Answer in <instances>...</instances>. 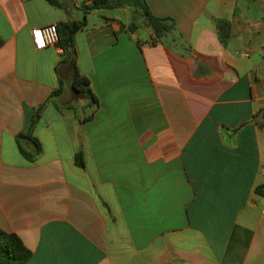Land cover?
Wrapping results in <instances>:
<instances>
[{
	"label": "crops",
	"instance_id": "obj_1",
	"mask_svg": "<svg viewBox=\"0 0 264 264\" xmlns=\"http://www.w3.org/2000/svg\"><path fill=\"white\" fill-rule=\"evenodd\" d=\"M55 1L0 0V229L28 264H264V0H146L166 45L130 7ZM84 17L75 66L35 49Z\"/></svg>",
	"mask_w": 264,
	"mask_h": 264
},
{
	"label": "trees",
	"instance_id": "obj_2",
	"mask_svg": "<svg viewBox=\"0 0 264 264\" xmlns=\"http://www.w3.org/2000/svg\"><path fill=\"white\" fill-rule=\"evenodd\" d=\"M51 3L56 4L55 0H49ZM125 7L134 9L139 15H141L146 25L152 30L154 38L153 44H163L166 42L178 43L184 40L183 35L178 30L177 24L174 19L166 17L159 18L152 14L150 7L146 0H94L87 8L88 11L92 10H116ZM218 28L220 30V41L226 44L223 32L225 27L229 25L226 20H217ZM87 25V20L84 17L83 20L78 22H70L58 28L59 40L57 45L64 50L68 59L73 60L75 55L74 38L75 34L84 29ZM137 25L134 23L131 25V30L134 31ZM2 41L0 40V46ZM75 66V61L73 60ZM60 88L54 92V95H58L62 91L63 83L60 81ZM72 89L78 97H82L89 101L88 108H93L98 105V100L91 89L90 80L82 76L75 67V75L72 81ZM43 108L40 107L39 110ZM38 110V112H39ZM36 146L33 155L26 154L22 151L23 155L28 160H34L41 153V145L38 140L28 137ZM76 164L80 168H85L83 156L81 152L77 153ZM256 193L264 197V184L256 188ZM32 257L31 251L25 246L22 239L14 234L8 233L0 229V264H28Z\"/></svg>",
	"mask_w": 264,
	"mask_h": 264
},
{
	"label": "built area",
	"instance_id": "obj_3",
	"mask_svg": "<svg viewBox=\"0 0 264 264\" xmlns=\"http://www.w3.org/2000/svg\"><path fill=\"white\" fill-rule=\"evenodd\" d=\"M32 42L37 51H43L51 45H57L59 36L56 25L35 28L31 31Z\"/></svg>",
	"mask_w": 264,
	"mask_h": 264
},
{
	"label": "rangeland",
	"instance_id": "obj_4",
	"mask_svg": "<svg viewBox=\"0 0 264 264\" xmlns=\"http://www.w3.org/2000/svg\"><path fill=\"white\" fill-rule=\"evenodd\" d=\"M140 19L141 17L138 16L137 19H136V23L140 25ZM138 36H140L141 38H149L146 30L143 29V27L139 28V34Z\"/></svg>",
	"mask_w": 264,
	"mask_h": 264
}]
</instances>
